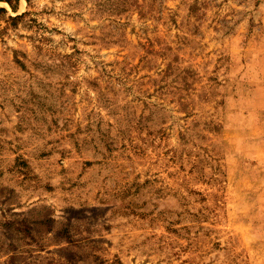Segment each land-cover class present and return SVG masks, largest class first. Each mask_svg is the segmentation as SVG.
<instances>
[{"label": "rangeland", "instance_id": "374dc122", "mask_svg": "<svg viewBox=\"0 0 264 264\" xmlns=\"http://www.w3.org/2000/svg\"><path fill=\"white\" fill-rule=\"evenodd\" d=\"M0 264H264V0H0Z\"/></svg>", "mask_w": 264, "mask_h": 264}]
</instances>
